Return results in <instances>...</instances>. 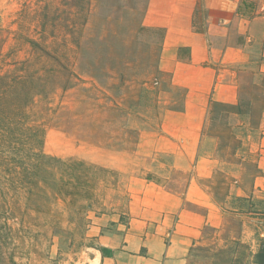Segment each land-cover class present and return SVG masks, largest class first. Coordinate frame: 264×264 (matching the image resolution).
I'll return each instance as SVG.
<instances>
[{
    "label": "rangeland",
    "instance_id": "rangeland-1",
    "mask_svg": "<svg viewBox=\"0 0 264 264\" xmlns=\"http://www.w3.org/2000/svg\"><path fill=\"white\" fill-rule=\"evenodd\" d=\"M149 2L0 0V264H89L90 226L126 212L157 163L144 150L169 77L156 72L163 31L143 27ZM224 225L191 259L230 264L241 220Z\"/></svg>",
    "mask_w": 264,
    "mask_h": 264
},
{
    "label": "crops",
    "instance_id": "crops-1",
    "mask_svg": "<svg viewBox=\"0 0 264 264\" xmlns=\"http://www.w3.org/2000/svg\"><path fill=\"white\" fill-rule=\"evenodd\" d=\"M143 26L165 34L157 65L169 77L157 94L163 132H153L144 150L157 163L134 178L126 212L90 226L89 264H199L191 254L210 233L220 235L227 215L241 220L231 247L239 241L257 254L264 245V0H150ZM226 181L231 188L222 187Z\"/></svg>",
    "mask_w": 264,
    "mask_h": 264
},
{
    "label": "trees",
    "instance_id": "trees-1",
    "mask_svg": "<svg viewBox=\"0 0 264 264\" xmlns=\"http://www.w3.org/2000/svg\"><path fill=\"white\" fill-rule=\"evenodd\" d=\"M147 8L148 6L145 8V12L147 11ZM164 36L165 34L163 32L162 33L163 39ZM80 45L81 44H79V46ZM79 52H82V50H79ZM156 72L157 74L160 73L158 69H156ZM96 79L98 78L96 77ZM230 251H231V264H244L245 262H247L249 258L252 260V264H264V245L261 247V250L257 254H253V253H248L249 249L245 245L241 244L239 241H236L234 243V246L231 247V250L229 249V252ZM221 263L218 262L217 264H221Z\"/></svg>",
    "mask_w": 264,
    "mask_h": 264
}]
</instances>
